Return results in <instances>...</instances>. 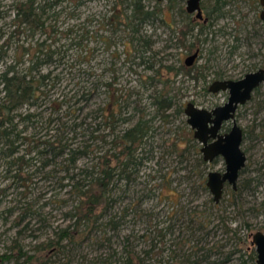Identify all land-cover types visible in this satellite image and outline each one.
I'll return each instance as SVG.
<instances>
[{
    "label": "rangeland",
    "instance_id": "1",
    "mask_svg": "<svg viewBox=\"0 0 264 264\" xmlns=\"http://www.w3.org/2000/svg\"><path fill=\"white\" fill-rule=\"evenodd\" d=\"M17 1L0 0L1 10L6 12L0 18V74L22 59L24 47L36 52L38 43L46 40L44 49L53 42L56 54L54 62L41 70L51 76L42 86L44 93L34 104H23L15 119L23 131L18 155L29 161L24 164V177L28 179L24 187L15 188L12 173L7 175L5 171L9 164L0 160V189L12 185L7 192H0V264L14 240L33 252L35 246L58 239L61 229L73 223L67 215L76 202L72 177L81 179L82 170L93 169L103 155L116 151L114 134L127 125L119 121L113 130V126L104 124L102 108L109 101V91L116 88L131 101L122 115L135 114L130 122L134 123L140 115L138 108L151 113L147 117L155 113L151 95L156 89L170 90L178 105L186 107L193 102L212 109L229 97L227 91L212 93L206 89L218 74L238 79L264 67V22L259 0H229L225 15L208 33L199 35V40L190 22L195 15L186 11L187 0H141L146 10L155 12L141 27V35L152 38L153 49L145 57L155 65L153 70L136 57L137 52L126 53L124 43H129L132 36L126 23L108 22L114 11L131 14L134 0H65L57 8L59 13L47 19V32L38 30L33 36L20 32L11 39L17 28L12 24ZM191 43H195L193 48ZM197 49L198 57L187 66L185 59ZM24 58L28 62L18 65L21 71L29 64V56ZM167 66L176 69L171 72ZM159 73L164 74V80L156 88L150 85L149 77ZM109 82H113L111 87ZM1 87L0 99L4 96ZM167 112V119L158 115L154 120L155 130L144 144L147 158L139 173L132 174V181L116 179L115 201L104 223L91 227L90 234L68 245V250L51 255L47 248L37 252L39 256L48 254L55 264L68 260L72 264H124L123 249L151 250L143 254L145 264H195L215 246L201 264H241L243 259L252 264V234L264 231V83L260 92L237 111L236 118L246 132L243 149L247 163L237 190L226 184L218 207H214V196L203 183L210 171H225L224 158L203 163L201 144L185 112L177 114L176 106ZM28 113L36 117L23 121ZM225 128L230 129L231 122ZM50 138L75 147L92 144L93 150L73 163L67 149L58 156L41 152L43 142ZM176 144L180 146L176 148ZM46 161L49 163L44 165ZM20 201L34 203L37 213L20 220L26 211ZM111 216L118 222L117 228L106 222ZM26 224L29 228L19 234ZM192 247L205 250L192 255ZM4 264H14V260Z\"/></svg>",
    "mask_w": 264,
    "mask_h": 264
},
{
    "label": "trees",
    "instance_id": "2",
    "mask_svg": "<svg viewBox=\"0 0 264 264\" xmlns=\"http://www.w3.org/2000/svg\"><path fill=\"white\" fill-rule=\"evenodd\" d=\"M64 1L65 0H19L14 3L13 9L15 10V17L12 24L17 28L11 33V39L16 35H20V32L27 33V36L35 35L38 30L47 32V19L49 16L53 17L59 13L57 8L62 5ZM228 3L229 0H204V19L200 20L195 16L192 17L190 21L194 24L193 30L197 29L198 31L196 34L197 40H199V35L208 33L207 30L211 29L216 24V21L225 15V7ZM133 5L134 9L131 14L122 12V10L119 12L114 11L109 17L108 22L114 25L126 23V26L132 32V36L128 39L129 43H124L126 53L131 55L132 52H137L136 57L142 58V63L147 64V67L153 70L155 65L145 57V54L153 49L152 38L146 37V35H141V27L144 23L153 18L155 12L146 10L145 6L141 3V0H134ZM181 10L183 11L182 8ZM5 13V11L1 10L0 6V18L4 17ZM136 34L139 35L137 36ZM10 40L7 43L8 47L10 46ZM45 45H47L46 40L43 43H38V49L36 52H32L30 47H24L22 59L16 61L14 64L8 65L6 70L0 74V86H2L1 91L4 92V96L0 99V160H4L9 164L5 171L7 175L12 173V184L17 189L24 187V181L28 180L24 177V164H29V161L25 160L24 155H18L22 149V142L20 139H22L21 134L23 131L19 130V123H16L15 119L19 115V108L27 102H29L30 105L34 104L35 100L44 93L42 86L47 85L48 80L51 79L49 73H42L41 70L44 65L54 62L56 51L52 47L53 42L50 43L49 49L45 50ZM194 46L195 43L190 44L191 48ZM2 47H4V45H2ZM26 54L29 56V64L23 71H21L18 65L28 62L27 59L24 58V55ZM167 67L171 72L176 69L174 66ZM191 71L190 68L188 73L191 74ZM226 77L227 76L223 74H218L215 77V80L224 79ZM194 78L198 79L199 76H194ZM149 80L151 86L155 85L156 88H158L157 83L164 80V74L159 73L156 77L152 75L149 77ZM107 84L111 87L113 82ZM206 89L209 90L207 87ZM259 92L260 88L255 91V94H258ZM124 97L123 93L115 88L114 90L109 91V101L102 108L105 125L113 126V130H116L117 122L121 121L122 123L127 124L122 130L116 131L114 134L112 142L116 151L112 153L107 152L103 155L101 161L92 167L93 169L86 170L85 168L82 170L81 174L83 176L81 175V179L75 176L72 177L74 181L71 184V189L75 194L76 202L67 215L74 220L73 223H70L61 229L58 239L51 238L48 241L35 246L33 252L26 250L19 241L14 240L13 244L9 246V250L1 256L2 260H4L1 264L10 260H14V264H55L56 262H53L48 254L39 256L37 252L49 248L51 255L57 252L62 253L70 248L67 247L68 245L81 242L82 239L86 238V236L90 234L91 227L94 228L101 226L104 223L108 210L112 207L113 202L115 201L113 194L116 179H124L127 180V182L132 181V174L135 172L139 173L141 166L144 165L147 157L143 154V147L146 143L147 137L155 130V118L159 115L164 119H167L170 116V113L167 111L174 106H176L177 114L185 112V105H178L175 95H172L170 90L156 89L151 95V103L155 108L153 116L147 117V115H150L151 113L136 108L140 115L137 121L130 123L135 117V114L126 116L122 115L124 109L128 110L131 106V101H129V99L125 100ZM53 102L56 101L54 100ZM34 117H36V114L28 113L22 118V120L30 121ZM194 139L195 138H192V141H194ZM43 144L45 148L41 152H49L53 154V156H58L67 149L71 156L70 160L73 163H75L77 158L81 155L86 154L89 150H93L92 144L75 147L69 143H63L62 139L58 138L55 140H52L51 138L47 139ZM178 146L180 145H175L176 148ZM201 160L203 163L206 162L203 157ZM48 163L49 161H46L44 165H47ZM203 184L207 189L205 181ZM10 186L12 185L10 184L8 187L0 189V192H7ZM20 202H23L24 205L22 204V206L26 207L25 213H21L20 220L30 214L37 213L33 209L34 203H26V201ZM212 202L214 207H218L220 204V202L215 203L213 198ZM10 211H13V209ZM109 218L110 219L106 222L113 224L114 228H117L118 222L115 221V217L111 216ZM17 223H19V221ZM201 224L204 226V222ZM28 228L29 224H26L23 229L19 230V234H22L23 231ZM239 240L245 241L243 238H239ZM65 241H67V243ZM71 248L74 249V247ZM214 249L215 246L211 247L209 251L212 252ZM203 250H205L203 247H192L191 254L199 255ZM150 251L151 250L137 252L134 250L123 249L122 257L124 259V264H145V255L143 254H149ZM207 251L201 255L200 259L195 261V264H201L204 260H208L210 252ZM233 252L227 256V259L231 258ZM249 253L252 264H257L255 248L254 250L249 251ZM186 256L187 259H190L189 255ZM63 264H72V261L68 260ZM241 264H248V261L243 259Z\"/></svg>",
    "mask_w": 264,
    "mask_h": 264
},
{
    "label": "water",
    "instance_id": "3",
    "mask_svg": "<svg viewBox=\"0 0 264 264\" xmlns=\"http://www.w3.org/2000/svg\"><path fill=\"white\" fill-rule=\"evenodd\" d=\"M203 0H187L186 11L202 20L204 13ZM264 6V0H261ZM264 22V9L260 13ZM199 55V50L185 59L187 66L194 63ZM264 83V68L247 73L239 79L215 80L209 87L212 93L227 91L228 100L223 105L212 109L202 108L189 102L185 107L187 122L194 130V137L201 144L203 158L213 162L221 156L226 163L225 171L212 170L208 173L207 186L214 196V201L219 203L224 192L225 184L229 183L237 189L238 180L242 169L246 166L247 155L243 149L245 132L236 118L240 106L248 103L257 88ZM231 122L228 132H222L223 126ZM252 245L257 254V264H264V231L258 230L252 234Z\"/></svg>",
    "mask_w": 264,
    "mask_h": 264
},
{
    "label": "flooded vegetation",
    "instance_id": "4",
    "mask_svg": "<svg viewBox=\"0 0 264 264\" xmlns=\"http://www.w3.org/2000/svg\"><path fill=\"white\" fill-rule=\"evenodd\" d=\"M203 2H204V0L202 1V8H203ZM259 2H260V6L262 7V10H263V9H264V6L261 4V0H259ZM203 13H204V12H203ZM260 13H261V12H260ZM194 15H195V14H194ZM260 18H261V17H260ZM196 51H197V50H196ZM196 51H195V52H196ZM259 68H264V67H259ZM259 68H257L256 70H258ZM256 70H253V71H256ZM249 72H252V71H249ZM249 72H247V73H249ZM247 73H246V74H247ZM246 74H245V75H246ZM245 75H244V76H245ZM244 76H243V77H244ZM241 78H242V77H241ZM224 79H233V78H230V77L227 78V77H226V78H224ZM238 79H239V78H238ZM220 80H222V79H220ZM213 82H214V81H213ZM262 85H263V84H262ZM262 85H261V86H262ZM261 86H260L259 88H261ZM257 89H258V88H257ZM257 89H256V90H257ZM256 90H255V91H256ZM254 94H255V92H254ZM254 94H253V96H254ZM252 98H253V97H252ZM225 126H226V124L223 126V129H222V132H223V133H224V132H228V131L230 130V129H226ZM200 150H201V148H200ZM219 157H221V156H219ZM217 158H218V157H217ZM217 158H215V159H217ZM203 159H204V158H203ZM214 161H215V160H214ZM206 162H207V161H206ZM209 163H212V162H209ZM243 169H244V168H243ZM243 169H242V170H243ZM206 184H207V181H206ZM226 184H229V183H226ZM226 184H225V186H226ZM207 187H208V186H207ZM224 189H225V188H224ZM209 190H210V189H209ZM236 190H237V189H236ZM220 201H221V200H220ZM215 203H216V202H215Z\"/></svg>",
    "mask_w": 264,
    "mask_h": 264
}]
</instances>
